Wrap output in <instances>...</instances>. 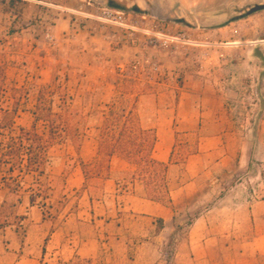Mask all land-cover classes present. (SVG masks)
<instances>
[{
	"label": "rangeland",
	"instance_id": "374dc122",
	"mask_svg": "<svg viewBox=\"0 0 264 264\" xmlns=\"http://www.w3.org/2000/svg\"><path fill=\"white\" fill-rule=\"evenodd\" d=\"M257 4L264 0H0L1 105L16 91L17 127L33 125L38 90L59 76L70 110H89L87 92L101 110L129 108L138 96L157 159L167 161L177 133L178 165L168 172L174 196L187 144L198 150L200 139L217 137L212 158H225L193 178L196 195L176 199L174 223L158 234L157 220L129 209L147 203L117 196L101 178L84 182L62 141L40 178L51 188H33L47 199L29 205L34 174L17 178L22 188L0 184L2 215L25 218L23 229L0 227V264H264V216L250 222L248 213L264 200V10L246 13ZM59 105L54 98L52 110ZM95 137L89 129L82 138L86 164ZM124 168L112 160L114 172Z\"/></svg>",
	"mask_w": 264,
	"mask_h": 264
},
{
	"label": "trees",
	"instance_id": "16d2710c",
	"mask_svg": "<svg viewBox=\"0 0 264 264\" xmlns=\"http://www.w3.org/2000/svg\"><path fill=\"white\" fill-rule=\"evenodd\" d=\"M17 1V0H11ZM5 13H10L5 10ZM66 78L56 76L52 82L38 90L36 96L33 125L30 128L17 127L15 117L18 112L16 91L11 96L9 107L1 105L6 93L5 66L0 64V184L4 188H22V181L18 177L34 174L37 179L28 188L30 189V206L34 198L47 199L45 190L33 188H51L44 185L40 178L49 176L56 157L50 154L51 149L68 141L76 154V165L79 167L84 182L91 177L101 178L103 181H112L117 196L130 194L148 200L170 209H175L170 196L168 172L171 165H178L173 160L177 133H174V144L167 162H161L154 157L157 135L154 129L143 125L137 111L138 96L133 98L131 107L104 105L101 110L96 103V94L87 92L84 96V105L88 106L86 113L70 110L66 107L68 94ZM59 102L58 111L52 110L53 100ZM40 123L43 132L36 130ZM96 132V156L90 164L84 163L79 157V148L87 130ZM185 159L197 153L190 145H186ZM120 160L125 168L119 171L111 169L112 160ZM51 191V190H49ZM26 192V191H24ZM52 192V191H51ZM43 205L37 207L42 209ZM25 218L17 214L10 217L0 212V227L12 229L14 223L23 229ZM158 233L162 222L158 221ZM17 232V230H15Z\"/></svg>",
	"mask_w": 264,
	"mask_h": 264
},
{
	"label": "crops",
	"instance_id": "0c3cea01",
	"mask_svg": "<svg viewBox=\"0 0 264 264\" xmlns=\"http://www.w3.org/2000/svg\"><path fill=\"white\" fill-rule=\"evenodd\" d=\"M204 141H199L198 143V151L194 155L188 156L183 164V172H182V178L181 183L179 185V188L176 190V195H173V191L170 189V196L173 201V204L176 208V199H190L194 197L198 191V188H193L192 185H194L193 178L202 174L205 172L207 165H210V163L218 164L222 163L224 159H213L212 158V151L218 148L219 140L217 137H207L204 139ZM170 155V153H169ZM155 157V156H154ZM156 158V157H155ZM169 158V156H168ZM167 158V161H168ZM157 159V158H156ZM161 162H167L165 160L157 159ZM173 166V165H172ZM174 167V166H173ZM212 173V172H211ZM210 179V178H208ZM106 183H112V181H105ZM195 187V186H194ZM115 190V188H114ZM131 198H136L139 201H142L147 204L139 205L134 207L132 204L129 209L131 212L139 213L144 218H151L155 219L157 221H161L163 227L166 225H171L175 221V209H170L165 206H162L160 204L144 200L135 196H130ZM126 204V201L122 200V203L120 206H123ZM188 204V203H187ZM188 211V208L186 209ZM249 213V220L250 222L256 221L257 218L264 216V200L260 202L259 206L251 207L248 209ZM198 220V219H197ZM207 223H205L206 225ZM191 224L190 226H192ZM207 226V225H206ZM163 230V228L161 229ZM161 230L158 232V234L161 232ZM253 240H257V236L253 237ZM187 242L190 243V237L187 238Z\"/></svg>",
	"mask_w": 264,
	"mask_h": 264
},
{
	"label": "water",
	"instance_id": "95a60500",
	"mask_svg": "<svg viewBox=\"0 0 264 264\" xmlns=\"http://www.w3.org/2000/svg\"><path fill=\"white\" fill-rule=\"evenodd\" d=\"M264 10V4L261 5H254L250 10L247 12V15Z\"/></svg>",
	"mask_w": 264,
	"mask_h": 264
},
{
	"label": "flooded vegetation",
	"instance_id": "af4514ba",
	"mask_svg": "<svg viewBox=\"0 0 264 264\" xmlns=\"http://www.w3.org/2000/svg\"><path fill=\"white\" fill-rule=\"evenodd\" d=\"M257 5H261V4H257ZM252 7H253V6H252ZM252 7H250V8H252ZM250 8L247 10V12L250 10ZM247 12H246V13H247ZM252 14H253V13H252ZM173 21L176 22L177 20L174 19Z\"/></svg>",
	"mask_w": 264,
	"mask_h": 264
}]
</instances>
